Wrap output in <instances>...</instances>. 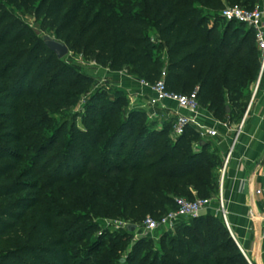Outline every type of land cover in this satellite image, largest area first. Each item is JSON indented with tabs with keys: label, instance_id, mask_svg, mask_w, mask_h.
<instances>
[{
	"label": "trees",
	"instance_id": "16d2710c",
	"mask_svg": "<svg viewBox=\"0 0 264 264\" xmlns=\"http://www.w3.org/2000/svg\"><path fill=\"white\" fill-rule=\"evenodd\" d=\"M224 1L247 10H253L257 3V0H16L24 2L27 8L38 2V16L43 17L57 39L71 50L80 49L102 68L113 72L128 70L130 76L152 84L165 71L170 92L191 75L199 62L212 58L215 63L205 78L207 87L214 85L216 71L222 69L228 99L238 107L240 92L259 76L260 52L255 55L259 50L253 30L243 24L227 23L217 12ZM198 9L213 11L209 14L214 22L208 32L218 30L220 19L226 23L222 38L206 35L208 19L200 17ZM235 26L232 36L246 28L256 45L246 50L242 63L234 62V58L248 40L240 44L229 40L230 30ZM154 32L159 44L152 36ZM29 37L23 22L0 3V239L21 245L16 254H0V264H83L75 260L76 239L69 232L81 220L61 207L88 195L95 197V203L112 206L109 196L121 192L124 211L133 202L151 205L155 211V199H163L160 187L186 179V190H194L200 198L218 196L216 171L221 160L217 152H208L211 143L202 147L200 135L189 128L176 141L162 140L148 153V146L154 142L149 128L140 129L136 135L128 134L138 114L135 110L130 111L126 122L114 126L107 116L101 117L99 126L93 116L87 118L86 128L78 132L74 146L61 152L57 138L47 136L41 118L48 110L58 109L62 95L76 88L60 74L62 60L45 41L33 45ZM163 44L165 61L155 54ZM228 50L232 53L225 54ZM204 91L200 87L203 109L221 121H241L246 106L236 118L235 112L225 106L224 96L214 93L205 107ZM123 93L128 97L126 91ZM112 104L102 101L103 107ZM128 141L131 145L127 149ZM194 141L202 148L201 152L193 151ZM123 151L128 152L126 157L122 156ZM204 160L208 163L203 167ZM133 209L134 213L136 206ZM176 210L175 204L173 210L151 217L160 219ZM206 220L219 225V230L210 226L204 232L198 231V236L195 231H180L190 227L185 222L169 240L171 233L162 236L163 249L169 250L174 258L171 264L235 261L246 264L245 256L219 219L206 216L195 222ZM211 251L233 253L236 258H216L212 263ZM133 264H138V259Z\"/></svg>",
	"mask_w": 264,
	"mask_h": 264
},
{
	"label": "rangeland",
	"instance_id": "374dc122",
	"mask_svg": "<svg viewBox=\"0 0 264 264\" xmlns=\"http://www.w3.org/2000/svg\"><path fill=\"white\" fill-rule=\"evenodd\" d=\"M0 3L4 4L21 22H23L30 34L29 40L33 45L43 42L46 37L58 40L54 31L45 24L43 17L38 16V2L30 8L25 7L24 2L17 3L16 0H0ZM229 6H231V4L224 1L223 7L219 8L217 12L221 15ZM198 10L200 11V17L208 19L207 29L205 31L206 35H211L213 39L217 37L222 38L226 30V23L220 19L218 21V30L210 33L208 31L214 19L211 18L209 13L213 11L206 9ZM236 28L237 26L232 27L230 30L231 36L229 40H231V42H236V44H240L242 40H248L242 52L234 58V62L242 63L246 50L251 49L255 45V42L246 28L240 29V33H237L235 37L232 36V32H234ZM152 36L154 40H156L155 43L159 44L157 33L154 32ZM69 50L70 54L61 61L59 71L62 77L67 78V80L74 85L76 91L71 90L69 93L65 92L60 100L62 105H59V108L55 111L48 110L41 118V124L46 128L47 136H55L57 138V145L61 152H66L74 146L78 132L86 128L87 118L93 116L96 125L99 126L101 117L107 116L111 126H114L116 123L126 122L130 111L134 110L137 111L138 114L136 118L132 120L130 133L128 134L136 135L140 129L149 128V132L154 134V142L148 146V153L154 151L156 144L162 140L166 141L170 138L172 141H176L177 138L173 137L171 129L173 119L165 122L163 121L164 119L159 120L157 118H151L150 113L142 109L138 103L132 105L130 98L127 97V95H123V89L115 86L110 78L103 75L107 72H105L102 67L92 62L80 49L71 50V48H69ZM231 53L232 50H228L225 54ZM258 53L259 51H256L255 55H258ZM155 54L160 57L162 61H165V45H159ZM214 63L215 61L212 58L199 62L193 69L191 75L183 80L177 87L171 88V90L176 93H189L201 87L205 90L203 95V104L205 107L208 106L212 94L217 93L222 95L225 98V106L231 112H235L234 117L239 118L243 113L244 106H246L247 110L253 99L255 85L258 82L259 76L257 80L249 84L247 89L240 92L241 96H238L239 101L237 107L228 99V84L225 83L222 69L216 71L217 75L214 85L210 88L207 87L205 78ZM260 70L261 62L259 74ZM122 72L128 75V70ZM163 73L157 78L158 80L164 78ZM105 100L114 102V104L103 107L102 101ZM165 123L166 125L164 126ZM160 133L162 135L159 136L158 134ZM211 141H209L211 146L208 152H217L221 160V165L216 171L220 194L221 175L219 170L222 167L223 160L220 156V151ZM127 144L128 149L131 143L128 141ZM193 151L197 153L202 151V148L196 141L193 143ZM127 153V151H123L122 156L126 157ZM207 163L208 160H204L201 164L204 167ZM185 182L186 179H183L166 183L165 187H160L159 190L163 195V199H155V204L157 205L155 211H153L151 205L136 204V202H133L131 206L126 209L127 211H124L121 192L119 195L109 196V201L112 202V206H102L100 203H95V197L93 195H88L85 198L79 199L74 204L61 207L71 210L74 212L76 219L81 220L80 224L71 227L69 231L70 234L74 236V239H76V241L73 242V253L74 256L77 257L75 259L76 262L83 264H133L134 261L138 259V264H171V260H174V258L169 250L163 249L162 237L159 241L149 242L139 238L135 231L131 232L127 230L125 226L140 227L148 217H158L163 215L167 210H173L177 199H195L196 197H200L194 190H186ZM218 196L202 197L215 199ZM134 206H136V209L133 213ZM132 213L134 215L131 217L130 215ZM219 221L222 222L221 220ZM186 224L190 227L188 229L182 228L180 231L186 233L195 231L194 234L198 236V231L202 230V232H204L207 228H210V226L215 230L217 228L219 230V225L209 220L202 223L192 220L186 222ZM126 233L130 235L123 237ZM175 234L176 232H172L171 235L168 236V240ZM85 236L86 239H83ZM201 242L202 240H200V244H202ZM207 246L210 248L209 244ZM20 247L21 245L19 243L10 239H0V254H16V251H18ZM211 252L212 255L210 260L212 263L216 258L227 256L236 258V255L233 253ZM245 261L246 264H250L246 258ZM239 262L240 261H235L231 264H243Z\"/></svg>",
	"mask_w": 264,
	"mask_h": 264
},
{
	"label": "built area",
	"instance_id": "2783aa9c",
	"mask_svg": "<svg viewBox=\"0 0 264 264\" xmlns=\"http://www.w3.org/2000/svg\"><path fill=\"white\" fill-rule=\"evenodd\" d=\"M221 16L227 23L243 24L248 29L253 30L257 47L261 53V75L255 85L253 99L239 123L235 124L231 120L221 121L216 119L212 113L205 112L199 100L200 88H197L188 95L170 92L166 84L165 72L163 73L164 78L154 84L140 80L144 91L139 95L147 97L146 102L141 105V108L150 113L151 118L164 119L163 121L165 122L173 119L172 135L174 138L178 139L184 136L186 131L192 128L200 135L202 140H212L216 148H221L227 142L230 143L229 151L224 156L222 167L219 170L221 175L220 194L215 199L200 197H196L194 200L177 199L176 211L170 212L160 219L150 216L144 221L142 226H136L135 232L141 239L159 241L164 234L175 232L177 227L182 223L212 216L222 221L232 239L235 240L231 231L229 212L223 199L222 188L227 177V170L233 152L245 128L252 103L261 88V78L264 74V8L256 6L253 10H247L240 6H229L222 12ZM135 97L137 98L138 96L130 98L132 105L137 103L134 100ZM162 113L166 114V119L163 118L165 115H162ZM209 122H213L214 126L210 127ZM231 133L233 134L232 136H230ZM256 194L264 196V188L258 190ZM252 218L264 234V210L262 214L254 213ZM125 227L129 230L130 225H126ZM241 252L249 261L245 252L243 250ZM249 263L252 264L250 261Z\"/></svg>",
	"mask_w": 264,
	"mask_h": 264
},
{
	"label": "crops",
	"instance_id": "0c3cea01",
	"mask_svg": "<svg viewBox=\"0 0 264 264\" xmlns=\"http://www.w3.org/2000/svg\"><path fill=\"white\" fill-rule=\"evenodd\" d=\"M256 6L264 8V0H257ZM102 69L108 73L103 71L105 73L103 75L110 78L115 86L126 91L129 98L137 95L138 97H135L134 100L137 101L138 105L141 106L146 102L147 97L139 96L144 91L140 80L124 72L116 73L109 69ZM260 75L261 70L259 78ZM263 87L264 74L261 78V88L255 96L245 128L233 152L222 188L223 199L229 212L231 231L236 240L235 243L239 249L241 248L240 250L245 252L249 261L254 264H264V234L252 218L254 213L262 214L264 210V196L256 194L258 190L264 188ZM204 111L207 112L208 110L204 109ZM162 115H165L163 118H166V114L162 113ZM209 126H214V123L209 122ZM232 135L231 133L230 136ZM203 141L207 143L211 140L206 139ZM229 148L230 143L228 142L221 148H217L220 151L222 160Z\"/></svg>",
	"mask_w": 264,
	"mask_h": 264
},
{
	"label": "water",
	"instance_id": "95a60500",
	"mask_svg": "<svg viewBox=\"0 0 264 264\" xmlns=\"http://www.w3.org/2000/svg\"><path fill=\"white\" fill-rule=\"evenodd\" d=\"M45 44L46 46L53 52L56 54L57 58L59 60H63L65 59L67 56H69L70 54V50L68 48V46L65 43H62L58 40L55 39H51L46 37L45 38ZM206 145V142H202L201 146L204 147ZM129 230L131 232H134L136 230V226H130Z\"/></svg>",
	"mask_w": 264,
	"mask_h": 264
}]
</instances>
